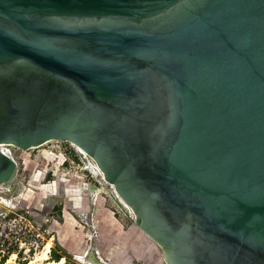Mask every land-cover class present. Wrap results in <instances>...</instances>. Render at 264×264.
Segmentation results:
<instances>
[{
	"label": "water",
	"instance_id": "obj_1",
	"mask_svg": "<svg viewBox=\"0 0 264 264\" xmlns=\"http://www.w3.org/2000/svg\"><path fill=\"white\" fill-rule=\"evenodd\" d=\"M53 141L166 264H264V0H0V188Z\"/></svg>",
	"mask_w": 264,
	"mask_h": 264
},
{
	"label": "rangeland",
	"instance_id": "obj_2",
	"mask_svg": "<svg viewBox=\"0 0 264 264\" xmlns=\"http://www.w3.org/2000/svg\"><path fill=\"white\" fill-rule=\"evenodd\" d=\"M7 148L18 174L11 187L0 188V246L12 251L6 264H55L51 252L61 248L69 256L64 264H94L92 256L103 264H166L163 250L135 226L132 210L90 156L59 141L27 151ZM101 207L108 218L102 232L91 227Z\"/></svg>",
	"mask_w": 264,
	"mask_h": 264
},
{
	"label": "crops",
	"instance_id": "obj_3",
	"mask_svg": "<svg viewBox=\"0 0 264 264\" xmlns=\"http://www.w3.org/2000/svg\"><path fill=\"white\" fill-rule=\"evenodd\" d=\"M99 205H100V203H99ZM96 211H94V214H93V217H92V223H93V225H94V227H95V230H98L99 229V231L100 232H102L105 228V223H107L108 224V218L107 217H105V215H104V212L102 211V207L101 208H96L95 209ZM86 215L88 214V213H85ZM129 232H132V230L131 231H129ZM138 231L137 230H135L134 229V231H133V234L135 235V233H137ZM108 234H106V235H109L111 232L110 231H108L107 232ZM140 232H138V236L140 237V239L145 243V244H148L149 245V239L147 240L145 237H143V235H140L139 234ZM148 238V237H147Z\"/></svg>",
	"mask_w": 264,
	"mask_h": 264
},
{
	"label": "trees",
	"instance_id": "obj_4",
	"mask_svg": "<svg viewBox=\"0 0 264 264\" xmlns=\"http://www.w3.org/2000/svg\"><path fill=\"white\" fill-rule=\"evenodd\" d=\"M11 254H12V251L9 250L6 253V251L1 249V246H0V264H6L7 261L10 259ZM51 257H52V260L55 262H60L62 259H66L67 262H69V256L67 255L66 251L62 248H61V253L59 254L56 253V251L53 249L51 252ZM18 264H21V263H18Z\"/></svg>",
	"mask_w": 264,
	"mask_h": 264
},
{
	"label": "bare ground",
	"instance_id": "obj_5",
	"mask_svg": "<svg viewBox=\"0 0 264 264\" xmlns=\"http://www.w3.org/2000/svg\"><path fill=\"white\" fill-rule=\"evenodd\" d=\"M3 149L4 150H7L8 152H11L10 150H8L7 149V146L5 145V146H3ZM78 152L81 154V155H87L86 153H84V152H82V151H80L79 149H78ZM97 165V164H96ZM96 169L98 170V173L100 174V175H102V172L99 170V167L97 166L96 167ZM103 179H104V177H103ZM105 180V179H104ZM107 182V181H106ZM108 183V182H107ZM113 187H114V189H115V191H116V188H115V186L114 185H112ZM92 190H94V193L96 192V190L95 189H92ZM100 190V189H99ZM97 193H99L98 191H97ZM117 193V192H116ZM118 194V193H117ZM118 196L120 197V195L118 194ZM121 198V197H120ZM121 200L124 202V200L121 198ZM125 203V202H124ZM126 204V203H125ZM126 206H128L127 204H126ZM129 207V206H128ZM130 208V207H129ZM131 209V208H130ZM132 210V209H131ZM51 247V246H50ZM50 247L48 248V250H47V252L45 253V258L47 259L48 258V254H49V252H50ZM47 249V248H46ZM90 261L91 262H93L94 264H103V263H101L98 259H96L94 256H92L91 258H90ZM65 263V259H62L60 262H56L55 264H64Z\"/></svg>",
	"mask_w": 264,
	"mask_h": 264
},
{
	"label": "built area",
	"instance_id": "obj_6",
	"mask_svg": "<svg viewBox=\"0 0 264 264\" xmlns=\"http://www.w3.org/2000/svg\"><path fill=\"white\" fill-rule=\"evenodd\" d=\"M91 227L95 229V227H94L93 223L91 224Z\"/></svg>",
	"mask_w": 264,
	"mask_h": 264
},
{
	"label": "flooded vegetation",
	"instance_id": "obj_7",
	"mask_svg": "<svg viewBox=\"0 0 264 264\" xmlns=\"http://www.w3.org/2000/svg\"><path fill=\"white\" fill-rule=\"evenodd\" d=\"M8 149V148H7ZM9 150V149H8Z\"/></svg>",
	"mask_w": 264,
	"mask_h": 264
}]
</instances>
